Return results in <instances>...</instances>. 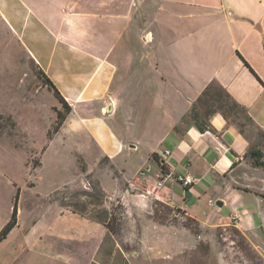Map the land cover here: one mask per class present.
<instances>
[{"label":"crops","instance_id":"0c3cea01","mask_svg":"<svg viewBox=\"0 0 264 264\" xmlns=\"http://www.w3.org/2000/svg\"><path fill=\"white\" fill-rule=\"evenodd\" d=\"M0 24L70 108L54 137L85 134L95 154L110 163L107 170L119 175L113 161L125 148H137L127 126L137 119L132 108H140L138 118L152 120L149 159L163 163L167 174L194 180L183 188L164 179L156 189L160 167L153 181L140 167L131 181L141 197L177 209L199 229L214 230L236 252V264L264 263L256 239L264 235V167L247 155L259 140L245 137L218 112L204 131L190 116L205 88L216 83L264 132V0H0ZM203 198L220 203L213 214L226 217L211 224L198 220L193 207ZM72 210L58 211L54 224L42 229L34 222L26 231L17 219L0 244L13 242V262L23 252L50 255L53 239L60 238L74 244L72 252L58 254L62 264H137L132 256L139 253L128 251L126 238L157 237L143 229H110V215ZM43 244L47 248L39 249Z\"/></svg>","mask_w":264,"mask_h":264},{"label":"rangeland","instance_id":"374dc122","mask_svg":"<svg viewBox=\"0 0 264 264\" xmlns=\"http://www.w3.org/2000/svg\"><path fill=\"white\" fill-rule=\"evenodd\" d=\"M147 27L144 23V29ZM150 97L147 94L148 108ZM132 109V118L137 119L129 121L127 128L138 146L131 151L125 148L113 161L120 171L118 175L107 170L110 163L95 154L85 134L75 132L73 138L63 133L54 137L56 112L64 110L22 47L0 24V224L10 218L19 188L17 219L26 231L34 227V222L40 229L47 227L48 222L54 224L58 211L70 207L84 214L110 215V229H143L145 234L157 236L138 237L135 233L126 238L128 251L135 256L139 253L132 256L137 264H224L221 257L236 264V252L226 245L228 240L215 236L214 230L203 226L199 229L195 221L183 217L177 209L141 197L131 179L143 167L145 176L153 181L159 167L149 159L154 139L149 126L152 120H140V108ZM228 119L231 122L236 117L230 115ZM256 138L260 140L259 135ZM118 180L126 183L119 187ZM212 202L211 206L208 198H203L193 207L198 220L211 224L226 217L213 214L218 206L215 200ZM178 227L185 231L173 230ZM228 237L236 241L232 232ZM256 239L264 247L263 233ZM53 240L50 255L23 252L14 262L13 242L8 240L0 244V264H62L58 254L71 251L74 244L69 241L68 246L60 238ZM167 244L175 245L176 251L181 252L169 251ZM38 247L47 248L46 244Z\"/></svg>","mask_w":264,"mask_h":264},{"label":"trees","instance_id":"16d2710c","mask_svg":"<svg viewBox=\"0 0 264 264\" xmlns=\"http://www.w3.org/2000/svg\"><path fill=\"white\" fill-rule=\"evenodd\" d=\"M38 73L45 81L48 89L53 92V95L57 98V100L59 101L60 105L64 110V112H62L61 110H58L56 112V120L52 128V133L55 134L62 127L66 115L70 112V108L61 98L59 92L55 89V87L50 82V80L46 78L41 72ZM201 106L204 107L203 110H201ZM217 112L220 113L224 117V119H226L228 122H229L228 117L230 115L236 117V120L231 121V123L236 124L238 126L240 133L243 134L248 139L253 140L254 138H256V136L259 135V139H260L259 143L255 147H251L247 155L252 160L254 166L264 167V160H263L264 154L260 148V146H263L262 140L264 139V132L254 124L252 119L248 116L247 110L245 108L234 102L230 98L229 94L218 84L211 83L205 88V90L198 97L196 102L192 105L190 116L194 121L196 127L200 131H204L205 129H210L208 117L213 113H217ZM151 157L156 161H158L156 154H152ZM160 167L162 171L165 172V166L163 163L160 164ZM19 193H20V189L17 188L13 201V207H12L10 219L0 230V242L4 238H6V236L10 233V231L17 225V215H18L17 205H18ZM72 211L80 214H84V212H78L75 209H73ZM106 216H108V214H106ZM109 218L111 220V217Z\"/></svg>","mask_w":264,"mask_h":264},{"label":"built area","instance_id":"2783aa9c","mask_svg":"<svg viewBox=\"0 0 264 264\" xmlns=\"http://www.w3.org/2000/svg\"><path fill=\"white\" fill-rule=\"evenodd\" d=\"M169 154H170V152L168 150H166L163 155L165 157V156H168ZM159 178H160L159 181L155 185L156 189H160L162 187L164 179H171L173 182L180 184L183 188H186V187L192 185L194 182L193 178L189 174L170 175V174H167L166 172H163L161 167H160ZM209 203L211 205H214L212 201H210Z\"/></svg>","mask_w":264,"mask_h":264},{"label":"water","instance_id":"95a60500","mask_svg":"<svg viewBox=\"0 0 264 264\" xmlns=\"http://www.w3.org/2000/svg\"><path fill=\"white\" fill-rule=\"evenodd\" d=\"M147 170H149V167H147ZM185 197H190V193L188 191L185 192ZM217 205H221L220 203H217Z\"/></svg>","mask_w":264,"mask_h":264}]
</instances>
